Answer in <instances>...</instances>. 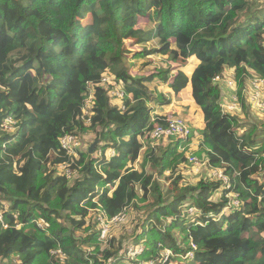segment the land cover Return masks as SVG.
<instances>
[{
    "label": "trees",
    "instance_id": "16d2710c",
    "mask_svg": "<svg viewBox=\"0 0 264 264\" xmlns=\"http://www.w3.org/2000/svg\"><path fill=\"white\" fill-rule=\"evenodd\" d=\"M91 14L94 24L85 27ZM154 53L167 56L164 66L131 73L133 63ZM192 57L200 63L189 76L184 68ZM228 68L236 72L250 116L242 92L249 69L264 77V4L0 0V203L8 205L0 258L18 260L7 264H161L162 248L183 255L193 241L194 259L173 256L164 264H264V122L259 130L256 119L223 110V88L215 79ZM106 74L114 84L103 86ZM116 84L124 91L119 104L110 95ZM152 84L174 94L192 86L205 126L187 143L198 137L205 177H183L181 139L149 138L155 123L166 124L165 116L152 115L150 104L158 102ZM90 90L91 114L84 112ZM9 118L12 128L5 127ZM77 130L95 133L94 153L102 156L89 149L68 155L60 139ZM109 149L116 155L107 158ZM63 163L77 171L74 177L59 172ZM215 168L229 177V188L211 176ZM167 170L174 192L168 197L158 179ZM230 193L240 202L224 214ZM190 207L198 212L189 213ZM121 212H129L116 225H128L125 232L101 241L99 217ZM135 212H141L138 219ZM140 243L144 251L127 258L131 244Z\"/></svg>",
    "mask_w": 264,
    "mask_h": 264
},
{
    "label": "built area",
    "instance_id": "2783aa9c",
    "mask_svg": "<svg viewBox=\"0 0 264 264\" xmlns=\"http://www.w3.org/2000/svg\"><path fill=\"white\" fill-rule=\"evenodd\" d=\"M256 74V73H254ZM248 78V76H247ZM224 77H217L215 79L216 82L220 83L221 81H224ZM107 79L103 78V82H105ZM108 82H112L111 80H107ZM247 82L245 83V87L242 92V96L246 98L248 103H251L253 106H255L259 111L264 113V77L259 76L258 74L253 77H249ZM114 84V82H113ZM227 84L231 85V87L234 86V83L232 80L227 81ZM116 88V87H115ZM113 88L112 91V97H119L123 98L124 96V91L122 89H115ZM90 96L91 101H88L86 99V108H85V113L91 114L90 111H88V103L93 102V91L90 90L88 97ZM87 97V98H88ZM88 102V103H87ZM222 107L224 111L231 112V113H237L238 111H241V103L239 99V95L237 93V96L233 94V96L229 97L227 100H223L222 102ZM166 118V124H161V123H156L154 124L153 129L150 132V139L153 140L154 142L163 140V139H172V140H178L181 139L183 144L187 143L189 138L193 134V129L191 125L189 124L188 121L183 120L182 118ZM153 121L156 120V118H152ZM87 122H90V119L86 120ZM12 124H14V121L9 118L6 120V126L5 127H11ZM61 145L62 148L65 149V151L68 153L69 156L73 157H78L79 156V150H82V144L81 141L78 137L77 134L74 132H66L62 137H61ZM184 146V145H182ZM185 148V147H183ZM108 156L107 158L113 157L116 155L115 150L109 149L108 153H106ZM100 156H102V153H100ZM189 162L194 165L193 170L197 171L199 173L203 172L204 166L207 164V161L202 162L194 155L189 157ZM63 168L66 169V171L69 172V175L67 174L68 177H74V175L77 173V171H72L69 168L68 163H63L61 165ZM196 173V172H194ZM211 176H213L214 179H221L225 182L227 188L230 187L229 184V177L224 173L223 170L219 168H215L212 171H209ZM66 174V173H65ZM233 196V198H230V205L227 208H230V206H234V204H239V194L238 193H230L229 197ZM234 203V204H233ZM8 205L6 203L1 204L0 203V222L4 223L5 222V212L7 211ZM188 212L193 214L195 212H198L195 207H190L188 209ZM126 212H121L117 214L116 216L109 218L106 216H101L99 217V225H100V236L99 239L101 241L107 242L110 238V231L113 228V226H116L120 224L121 222L126 220ZM41 225V223L39 224ZM7 225L5 224V227ZM18 226V225H17ZM162 246V245H160ZM191 247L189 250H187L183 255H173V253L166 249L162 248V255L161 258H159V262L161 264H164L166 262L171 261V258L174 256V259L176 261V258H180L181 261H189L194 259L195 257V252L198 247L196 244L191 242ZM144 251V245L142 243L140 244H131L129 247V251L127 253V258H135L137 255L141 254ZM58 253H61V250L57 251ZM91 252V251H89ZM65 256L62 255L61 258H64ZM11 261L13 262H18L17 258H7V259H2L0 258V264H7L10 263ZM175 261L173 263H175ZM172 263V264H173ZM85 264V263H81ZM89 264H95L94 260L91 259ZM137 264H156L154 260L142 262V263H137Z\"/></svg>",
    "mask_w": 264,
    "mask_h": 264
},
{
    "label": "rangeland",
    "instance_id": "374dc122",
    "mask_svg": "<svg viewBox=\"0 0 264 264\" xmlns=\"http://www.w3.org/2000/svg\"><path fill=\"white\" fill-rule=\"evenodd\" d=\"M254 1H256L258 3H261V4H264V0H254ZM83 24L85 25V27H91L94 24V16L92 14L88 15L83 20ZM141 25L149 28V22L146 21V20H141ZM138 26H140V25H138ZM86 30H87V28H86ZM138 48L140 49L141 46H137V47L135 46L134 50H137ZM166 58H167V56H165V55L154 53V54L149 55L147 58L139 59L136 63H133V68L131 70V73L133 75L137 76L138 74H142L143 72L151 70L154 66H164ZM193 59L194 58L190 59L188 66H186L184 68L185 72L189 76H191V74L193 73L191 71L192 65L193 64L196 65V61L191 62ZM146 61L150 63L148 67H146L147 65L144 66ZM173 64H175V63H173ZM249 72L250 73L248 75V78L257 75V74H254L250 69H249ZM113 77L114 76L112 74L104 75V78H106L107 80H111L112 79V82H115L113 80ZM248 78H247V80H248ZM107 80L105 82H103V86L107 85ZM229 80L233 81V83H234L233 87H231V85L227 84V81H229ZM220 84H221V87L223 88L222 91H223L224 98H225L224 100H227L230 96L232 97L233 94H235L237 96V93H238V91L240 90V87H241V85H239V82L237 80L236 72H235V70L233 68H228L226 70L225 79H224V81H221ZM189 86H187L183 91H181L177 95V94H174L173 92L171 93L172 90L170 88H168V86L157 85L155 87V84H152L151 87L157 88L156 91H157V96H158L157 97L158 98L157 99L158 102L155 101V102H152L150 104V106H153V112H152L153 113L152 114L153 117L157 116V115H161V116H167L168 118H177V117L182 118L183 120L189 122V124L191 125L193 131L197 132V129L199 127L197 123H198V118H199L200 111L198 109L199 107L197 106V104H195V102L193 101L192 96L190 95L191 94V88ZM121 88H122L121 84H116V88L115 89H121ZM112 91H113V89L110 90V95L111 96H112ZM87 100L91 101L90 96L87 98ZM167 100H170V103H167ZM189 100H191V101H189ZM120 101H121V98L112 97V102L113 103L119 104ZM240 103H241V100H240ZM248 104L250 106L249 108H251L250 109V116L244 114L242 105H241V111L237 112L238 115H240V118H242L244 121H249L251 118L256 119L257 120L256 123L259 126V130L263 129L264 127L262 128V125H263V122H264V113L259 111L251 103H248ZM90 107H91V103H88V108H90ZM195 126H198L197 129L195 128ZM74 133L75 134L78 133L77 135H78V137H79V139L81 141V144H82V151H86L87 149H89L90 145L96 139L95 133L91 132V131L82 132V131L77 130V133L76 132H74ZM161 141H159L158 143H160ZM196 143L197 142H193L190 145H188V143H186L185 145L183 144L184 146H181V151L182 150L185 151V154H186V157H187V162H184L185 163L184 164L185 167H184L183 171L181 172L184 175V176L183 175L182 176L185 179L189 178L191 176V174H193L194 172H196L195 173L197 175L196 177H199L201 175V173L193 170V168H194L193 166L194 165H192L189 162V157L194 155L201 161V163L205 162V160H206L204 158V155H202V152L199 153V149L196 147L197 146ZM183 147H185V148H183ZM196 149H197V151H196ZM100 153H101V151L99 150L98 152L94 153V156L95 157H100ZM53 156H54L53 153H51L49 155V157H48V161L51 160ZM143 159H144V153L140 156L139 160L135 163V167L136 168H138V169L141 168ZM59 170H60L59 172H63V173H66V174L69 175V172L66 171V169L63 168L62 166H59ZM171 173H172L171 170H167L165 176H159L158 177V179H159V181H160V183L162 185V188L165 189V192L168 191V192L165 193L166 197H168L170 195H173V193H174L173 191H170V190H172L173 179H170V180L166 179V176H168ZM202 175L205 177L207 175V173H202ZM173 176L176 177L177 176V172ZM181 183H182V181H181ZM194 184H196V181H195ZM230 198H233V196H231ZM230 212H231V210H225L226 214H229ZM127 213L129 214V212H127ZM128 214H127V219L129 217ZM139 214L141 215V212L140 213L139 212H135L134 213V217H137V219H138ZM91 220H92V224H94L95 223L94 222V217ZM127 226H124L122 229L119 226H113V228L110 231V237L109 238L113 237V235L120 236V234L125 232L124 229H126ZM130 226L131 225H129V227ZM184 238H185L184 234H182L181 240L183 241ZM87 249L89 251H91V252L93 251L92 248H87ZM61 260L64 261L65 258H61ZM176 261H181V259L180 258H176ZM142 262H144V260L140 261L138 263H142ZM121 264H126V262L125 263H121Z\"/></svg>",
    "mask_w": 264,
    "mask_h": 264
},
{
    "label": "crops",
    "instance_id": "0c3cea01",
    "mask_svg": "<svg viewBox=\"0 0 264 264\" xmlns=\"http://www.w3.org/2000/svg\"><path fill=\"white\" fill-rule=\"evenodd\" d=\"M192 58H194L191 62H193V61H196V65H192V68H191V71L193 72L194 70H195V68L198 66V64L200 63V61L197 59V58H195V57H192ZM191 58V59H192ZM185 71V70H184ZM190 85V84H189ZM188 85V86H189ZM190 88H191V96H192V98H193V89H192V86L190 85L189 86ZM171 93H172V91H171ZM178 95V94H177ZM190 99V98H189ZM189 101H191V100H189ZM193 101L195 102V100H194V98H193ZM196 104V103H195ZM199 109V111H200V114H199V118H198V126H195V128L197 129V127H198V129H197V133L199 134L202 130H203V128H204V126H205V122H204V114H203V112H202V110L200 109V108H198ZM194 142H197L196 144H197V148L199 149V139H198V137H195V141ZM193 143V142H192ZM196 151H197V149H196Z\"/></svg>",
    "mask_w": 264,
    "mask_h": 264
},
{
    "label": "water",
    "instance_id": "95a60500",
    "mask_svg": "<svg viewBox=\"0 0 264 264\" xmlns=\"http://www.w3.org/2000/svg\"><path fill=\"white\" fill-rule=\"evenodd\" d=\"M99 143V140H96V141H94L91 145H90V147H89V153L90 154H93L94 153V149H95V147H96V145Z\"/></svg>",
    "mask_w": 264,
    "mask_h": 264
},
{
    "label": "clouds",
    "instance_id": "9594fccd",
    "mask_svg": "<svg viewBox=\"0 0 264 264\" xmlns=\"http://www.w3.org/2000/svg\"><path fill=\"white\" fill-rule=\"evenodd\" d=\"M224 184H225V183H224ZM225 185H226V184H225ZM238 198H239V197H238ZM239 200H240V199H239ZM228 206H229V205H228ZM228 206H227V207H228ZM227 207L223 210V211H224V212H223L224 214H226V213H225V210H231V207H230V208H227Z\"/></svg>",
    "mask_w": 264,
    "mask_h": 264
}]
</instances>
